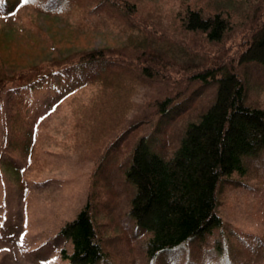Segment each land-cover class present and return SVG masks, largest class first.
<instances>
[{"label": "trees", "instance_id": "16d2710c", "mask_svg": "<svg viewBox=\"0 0 264 264\" xmlns=\"http://www.w3.org/2000/svg\"><path fill=\"white\" fill-rule=\"evenodd\" d=\"M22 2H31L37 11L48 15L77 13L80 28L95 31L112 26L127 34L121 46L81 47L65 56L30 64L0 80V97L12 95L1 117L4 150L15 153L17 148L24 158L29 152L30 129H36L42 105L37 103L39 99L45 100L41 109L48 111L80 88L89 91L86 102L72 108L69 141L92 152L94 179L83 208L58 231L72 246L71 252L60 250L62 258L70 264L108 260L94 219L99 208L94 186L95 176L111 167L124 179L120 181L114 171L106 172L109 176L103 180L111 191H106L101 202L127 201L135 231L145 239L146 263L158 264L183 243H200L215 229L220 228L223 235L224 221L218 212L221 184L234 174L249 175L246 164L252 158L264 159V109L246 102V80L240 68L251 62L264 65V15L247 24L231 52L232 21L219 6L209 11L182 8L174 29L142 17L131 0H0V15H11ZM261 2L264 6V0ZM171 33L179 36V54L171 50L175 43L168 35ZM131 67L137 76L127 74ZM126 78L135 80L134 85L159 80L171 86L163 95L158 91L143 116L129 125L123 122L128 110L115 105L117 117L95 133L99 98L125 91ZM208 83L215 84L212 102L188 124L169 157L153 151L144 134L133 145L127 137L126 144L118 146L127 136L124 134L139 124L168 118L173 106ZM20 141L25 144L21 153ZM7 166L18 174L20 168L9 162ZM260 166L264 169V164Z\"/></svg>", "mask_w": 264, "mask_h": 264}, {"label": "rangeland", "instance_id": "374dc122", "mask_svg": "<svg viewBox=\"0 0 264 264\" xmlns=\"http://www.w3.org/2000/svg\"><path fill=\"white\" fill-rule=\"evenodd\" d=\"M131 1L136 3L142 17L157 25L165 24L169 29L175 28L177 12L182 8L199 7L204 11L217 6L223 8L232 21L228 42L232 43L231 52L245 33L247 24L264 15L261 0ZM79 18L77 13L48 15L37 11L31 2H22L11 15H0V80L2 76L16 75L30 64L65 56L81 47H118L125 43L127 34L117 28L105 26L91 31L80 28ZM168 35L175 40L171 50L179 54V36ZM240 68L246 80V102L264 109V65L251 62ZM127 74L137 76L136 69L131 67ZM131 80L125 79L126 90L119 95L99 98L101 108L95 111L99 127L95 128V133L101 132L117 117L115 105L128 110L123 122L129 125V121L143 116L147 104L158 91L163 95L171 86L170 81H166L168 85L159 80L148 85H134L136 81ZM78 91L81 92L76 95ZM87 91L80 88L48 111L41 109L45 100L39 99L37 103L42 105L36 129H30V147L25 158L17 148H14L15 153L4 150L1 117L12 95L4 93L0 97V264H70L62 258L60 250L71 252V243L59 236L58 230L83 208L95 172L90 149L69 141L74 116L72 108L86 102ZM214 91V83L194 90L171 108L168 118L137 125L124 134L127 136L118 146L123 147L127 137H130L129 145H133L144 134L149 137L153 151L169 157L188 124L195 122L212 102ZM133 135L135 139L132 140ZM20 142L21 153L25 144ZM7 162L20 168L18 174ZM259 164H264V159L252 158L246 164L249 175L234 174L221 184L218 212L224 221L223 235L219 228L206 233L200 243H183L175 253L158 260V264H264V169ZM113 171L118 177L113 167L104 174L100 171V177L95 176L94 191L99 208L94 219L108 253V260L100 264H148L144 257L145 239L135 231L127 201L121 204L111 200L101 202L106 191H111L103 178L109 176L106 172L114 174ZM118 178L124 179L121 175Z\"/></svg>", "mask_w": 264, "mask_h": 264}]
</instances>
